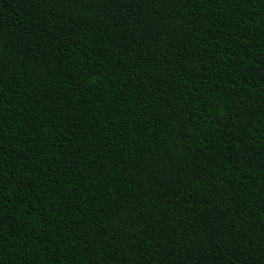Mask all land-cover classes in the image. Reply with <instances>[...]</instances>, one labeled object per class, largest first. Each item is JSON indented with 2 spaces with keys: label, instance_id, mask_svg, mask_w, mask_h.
I'll use <instances>...</instances> for the list:
<instances>
[{
  "label": "trees",
  "instance_id": "obj_1",
  "mask_svg": "<svg viewBox=\"0 0 264 264\" xmlns=\"http://www.w3.org/2000/svg\"><path fill=\"white\" fill-rule=\"evenodd\" d=\"M0 264H264V0H0Z\"/></svg>",
  "mask_w": 264,
  "mask_h": 264
}]
</instances>
